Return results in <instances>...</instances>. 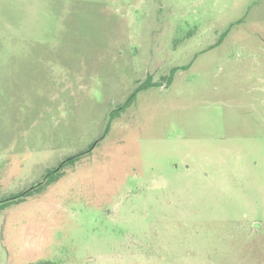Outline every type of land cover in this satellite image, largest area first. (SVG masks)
I'll list each match as a JSON object with an SVG mask.
<instances>
[{
  "label": "rangeland",
  "instance_id": "1",
  "mask_svg": "<svg viewBox=\"0 0 264 264\" xmlns=\"http://www.w3.org/2000/svg\"><path fill=\"white\" fill-rule=\"evenodd\" d=\"M28 191L0 264H264V0H0V201Z\"/></svg>",
  "mask_w": 264,
  "mask_h": 264
},
{
  "label": "trees",
  "instance_id": "2",
  "mask_svg": "<svg viewBox=\"0 0 264 264\" xmlns=\"http://www.w3.org/2000/svg\"><path fill=\"white\" fill-rule=\"evenodd\" d=\"M177 70H173L172 71V74L174 75L175 72ZM148 86H152L150 80H147L145 83H143L141 86H139L136 91L129 97V99L127 100V102L125 103V106L123 108H121L120 110H123L127 107H129L130 105H132V103L136 100V97H137V94L143 89V88H147ZM114 115V113L112 114ZM110 128V125L108 127V129ZM80 155H77V156H74V157H71L69 159H67L65 162H63V164L61 165L60 168H63L67 163H70V162H73L76 158H78ZM58 180V176H52V174H49L47 176V179L45 181V185H51L52 183L56 182ZM43 185V183H41L39 185V187H41ZM31 191H28L27 193H25L24 195H21V196H16V197H12V198H9L7 200H3V201H0V204H2L0 206V208H5L12 200H17V199H20L21 197L25 196V195H30Z\"/></svg>",
  "mask_w": 264,
  "mask_h": 264
}]
</instances>
